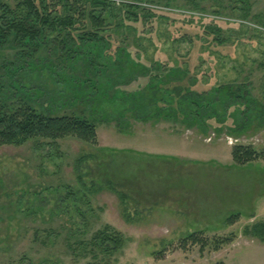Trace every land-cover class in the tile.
I'll return each instance as SVG.
<instances>
[{
    "label": "rangeland",
    "instance_id": "rangeland-1",
    "mask_svg": "<svg viewBox=\"0 0 264 264\" xmlns=\"http://www.w3.org/2000/svg\"><path fill=\"white\" fill-rule=\"evenodd\" d=\"M20 2L0 0V114L84 119L97 142L0 146V264H264L245 232L264 221V0H83L99 29L44 31ZM104 229L123 246L85 250Z\"/></svg>",
    "mask_w": 264,
    "mask_h": 264
},
{
    "label": "trees",
    "instance_id": "trees-1",
    "mask_svg": "<svg viewBox=\"0 0 264 264\" xmlns=\"http://www.w3.org/2000/svg\"><path fill=\"white\" fill-rule=\"evenodd\" d=\"M79 1L83 0L71 1L76 3L77 9L70 7L69 11H73V15L69 14L64 17H52L53 11L49 10L48 5L43 0H21L19 6L26 10L27 17L34 19L43 31L55 25L62 26V28H71L73 23H83L85 16L90 20L92 27L99 29L102 26L100 17L95 15L93 11L86 14L85 9L79 5ZM87 2H90L92 7H101L103 9L108 3L107 0H87ZM66 4H68V1H66ZM2 10L5 13L12 12L6 5H2ZM13 29L17 30L16 36L18 38L20 36H28L29 39L33 40L39 34L38 30L30 31L22 25L14 26ZM96 129L97 126L95 124L84 119L68 116L48 117L36 113L29 106H21L11 112L0 114V146H22L32 141L41 147L49 146L57 153L60 147L59 141L69 136L96 144ZM231 153L232 160L237 165H245L254 161L257 157V152L250 146L236 145ZM83 159L84 157L78 162H82ZM235 218H237V215L229 218L228 223H234L236 221ZM245 232L264 241V221L247 225ZM188 238L195 237L192 234ZM80 244L84 245L85 250L95 251L102 254V256H112L123 246V238L104 229L96 232L89 243ZM217 264L224 263L220 262Z\"/></svg>",
    "mask_w": 264,
    "mask_h": 264
}]
</instances>
